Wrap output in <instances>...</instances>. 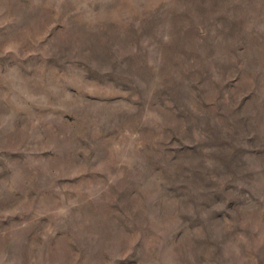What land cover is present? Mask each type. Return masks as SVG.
I'll list each match as a JSON object with an SVG mask.
<instances>
[{
  "label": "rangeland",
  "instance_id": "rangeland-1",
  "mask_svg": "<svg viewBox=\"0 0 264 264\" xmlns=\"http://www.w3.org/2000/svg\"><path fill=\"white\" fill-rule=\"evenodd\" d=\"M0 264H264V0H0Z\"/></svg>",
  "mask_w": 264,
  "mask_h": 264
}]
</instances>
